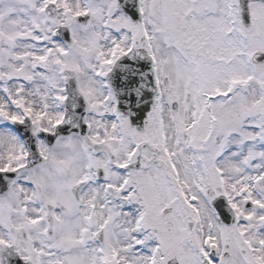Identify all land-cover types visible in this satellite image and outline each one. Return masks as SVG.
<instances>
[{
    "label": "snow or ice",
    "instance_id": "1",
    "mask_svg": "<svg viewBox=\"0 0 264 264\" xmlns=\"http://www.w3.org/2000/svg\"><path fill=\"white\" fill-rule=\"evenodd\" d=\"M0 264H264V0H0Z\"/></svg>",
    "mask_w": 264,
    "mask_h": 264
}]
</instances>
